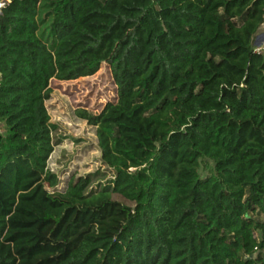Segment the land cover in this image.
<instances>
[{
  "label": "trees",
  "instance_id": "obj_1",
  "mask_svg": "<svg viewBox=\"0 0 264 264\" xmlns=\"http://www.w3.org/2000/svg\"><path fill=\"white\" fill-rule=\"evenodd\" d=\"M0 1V264H264V0ZM103 65L113 182L49 191L50 83Z\"/></svg>",
  "mask_w": 264,
  "mask_h": 264
},
{
  "label": "rangeland",
  "instance_id": "obj_2",
  "mask_svg": "<svg viewBox=\"0 0 264 264\" xmlns=\"http://www.w3.org/2000/svg\"><path fill=\"white\" fill-rule=\"evenodd\" d=\"M262 40V39H260ZM256 41L262 48L264 41ZM52 93L46 102L51 124L54 152L45 176L49 191H63L73 176L93 178V187L111 185L114 172L104 166L98 148L96 128L78 116L79 111L98 115L116 100V86L107 65L88 78L71 82L51 81ZM199 174L203 180L214 177L216 168L209 159H201ZM115 200L129 205L120 197Z\"/></svg>",
  "mask_w": 264,
  "mask_h": 264
},
{
  "label": "built area",
  "instance_id": "obj_3",
  "mask_svg": "<svg viewBox=\"0 0 264 264\" xmlns=\"http://www.w3.org/2000/svg\"><path fill=\"white\" fill-rule=\"evenodd\" d=\"M6 3L4 1H0V15L2 14L3 9L5 8ZM264 47H258L256 52H260Z\"/></svg>",
  "mask_w": 264,
  "mask_h": 264
},
{
  "label": "crops",
  "instance_id": "obj_4",
  "mask_svg": "<svg viewBox=\"0 0 264 264\" xmlns=\"http://www.w3.org/2000/svg\"><path fill=\"white\" fill-rule=\"evenodd\" d=\"M259 35L262 37L260 41H264V28L263 30L259 33Z\"/></svg>",
  "mask_w": 264,
  "mask_h": 264
},
{
  "label": "water",
  "instance_id": "obj_5",
  "mask_svg": "<svg viewBox=\"0 0 264 264\" xmlns=\"http://www.w3.org/2000/svg\"><path fill=\"white\" fill-rule=\"evenodd\" d=\"M261 38H262V37H261L260 35H258V37H257V39H256V40H257V41H259ZM256 46H257V47H261V46H260V45H258L257 43H256Z\"/></svg>",
  "mask_w": 264,
  "mask_h": 264
}]
</instances>
